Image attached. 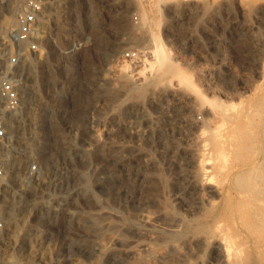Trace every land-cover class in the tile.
I'll use <instances>...</instances> for the list:
<instances>
[{
    "label": "rangeland",
    "instance_id": "rangeland-1",
    "mask_svg": "<svg viewBox=\"0 0 264 264\" xmlns=\"http://www.w3.org/2000/svg\"><path fill=\"white\" fill-rule=\"evenodd\" d=\"M45 1L0 264H264V231L232 210L264 211V0ZM233 128L246 149L218 144Z\"/></svg>",
    "mask_w": 264,
    "mask_h": 264
},
{
    "label": "built area",
    "instance_id": "built-area-1",
    "mask_svg": "<svg viewBox=\"0 0 264 264\" xmlns=\"http://www.w3.org/2000/svg\"><path fill=\"white\" fill-rule=\"evenodd\" d=\"M49 6L45 0H4L0 6V182H5L9 170L7 157L14 149L13 121L25 108L27 93L22 76L28 60L42 53ZM12 20L3 27L1 22ZM131 61H140L141 53L126 54ZM41 161H32L23 170V178L40 176Z\"/></svg>",
    "mask_w": 264,
    "mask_h": 264
},
{
    "label": "bare ground",
    "instance_id": "bare-ground-1",
    "mask_svg": "<svg viewBox=\"0 0 264 264\" xmlns=\"http://www.w3.org/2000/svg\"><path fill=\"white\" fill-rule=\"evenodd\" d=\"M5 22L7 23V25H9L8 23H10V20L5 19ZM235 128H233V131L231 129H228V130H231V131H227V133H224V134L223 133L217 134V137H215V138L217 139L219 137L218 138L219 139L218 140V144L220 143V145H226L228 147V149L233 150V151L234 150L235 151H238L239 149H242V148L243 149H246V147H247L246 145L247 144H244L243 142L240 143V140L243 138L242 136L245 135L244 133L246 131L243 132V134L241 135V131L240 132L235 131L237 129V128L236 129ZM248 133L246 135L247 137H248ZM239 136L242 137V138L240 139ZM244 138H245V136H244ZM244 141H247L246 138H245ZM202 151L203 152H207L208 151L206 144H203L202 145ZM224 159L225 158L223 157V160ZM224 166H225V164L222 167H224ZM40 173H41V169H40ZM247 201L248 202L247 203H244V204L243 203L236 204L233 207L232 210H233L234 215L236 216V220L238 221V219H239V222H241L242 219H243V217L247 215V218H245L246 220L245 219L244 220L245 221L248 220V224L250 225V227H248V229L252 228V230L251 229L249 230L250 231L249 234L255 235L256 232L258 233V232L264 231V229H263V227H264V211H258V210H256V209L253 208V205H255V203L258 202L257 196H249V200L247 199ZM147 220H149V218ZM224 241L226 242V239H224ZM229 243L230 242L227 239V244H228L227 246H229ZM228 248H230V247H228ZM228 248H226L227 251L229 250ZM23 261H22V263H23ZM15 262H17V261H15Z\"/></svg>",
    "mask_w": 264,
    "mask_h": 264
}]
</instances>
